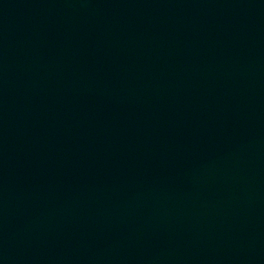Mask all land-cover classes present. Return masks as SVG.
Here are the masks:
<instances>
[{
    "label": "water",
    "instance_id": "95a60500",
    "mask_svg": "<svg viewBox=\"0 0 264 264\" xmlns=\"http://www.w3.org/2000/svg\"><path fill=\"white\" fill-rule=\"evenodd\" d=\"M0 264H264V0H0Z\"/></svg>",
    "mask_w": 264,
    "mask_h": 264
}]
</instances>
